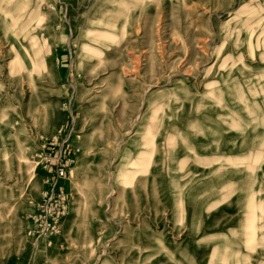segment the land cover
<instances>
[{
  "label": "rangeland",
  "instance_id": "obj_1",
  "mask_svg": "<svg viewBox=\"0 0 264 264\" xmlns=\"http://www.w3.org/2000/svg\"><path fill=\"white\" fill-rule=\"evenodd\" d=\"M0 264H264V0H0Z\"/></svg>",
  "mask_w": 264,
  "mask_h": 264
},
{
  "label": "built area",
  "instance_id": "obj_2",
  "mask_svg": "<svg viewBox=\"0 0 264 264\" xmlns=\"http://www.w3.org/2000/svg\"><path fill=\"white\" fill-rule=\"evenodd\" d=\"M69 140V136H62L61 133L52 136L44 157L38 162L45 171L49 172L47 188L39 204L38 213L30 215L36 225L35 233L37 232L40 237L57 235L61 232L62 214L67 210L69 196L60 184L68 177V167L73 164Z\"/></svg>",
  "mask_w": 264,
  "mask_h": 264
},
{
  "label": "bare ground",
  "instance_id": "obj_3",
  "mask_svg": "<svg viewBox=\"0 0 264 264\" xmlns=\"http://www.w3.org/2000/svg\"><path fill=\"white\" fill-rule=\"evenodd\" d=\"M136 163V162H135ZM134 173V172H133Z\"/></svg>",
  "mask_w": 264,
  "mask_h": 264
}]
</instances>
